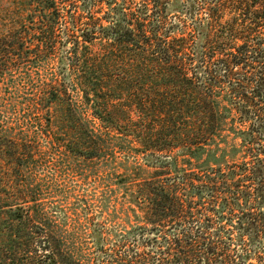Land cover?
Listing matches in <instances>:
<instances>
[{
    "label": "trees",
    "instance_id": "1",
    "mask_svg": "<svg viewBox=\"0 0 264 264\" xmlns=\"http://www.w3.org/2000/svg\"><path fill=\"white\" fill-rule=\"evenodd\" d=\"M171 4L0 0V77L52 70L26 102L32 135L141 160L119 181L129 227L98 224L91 255L80 223L39 214L14 183L19 146L0 144V264H264V0Z\"/></svg>",
    "mask_w": 264,
    "mask_h": 264
},
{
    "label": "rangeland",
    "instance_id": "2",
    "mask_svg": "<svg viewBox=\"0 0 264 264\" xmlns=\"http://www.w3.org/2000/svg\"><path fill=\"white\" fill-rule=\"evenodd\" d=\"M186 1L172 0L171 14L177 10L185 13ZM183 17L191 26L192 18L188 14ZM224 20L217 26L219 29L225 24ZM200 32L199 40L202 38ZM25 70L17 69L0 77V144L18 145L19 155L15 160L22 165L20 169H14L17 175L14 183L30 186L29 194L36 199L39 214L66 221L68 229L70 224L80 223L79 229L75 230L80 235L82 247L94 255L93 246L97 240L93 242L92 235L99 228L98 224L100 227L105 225L108 233L111 231V239H117L116 235L129 227L122 222V209L127 203L119 181L126 175H138L141 160L136 161L132 155L127 159V155L110 148L103 158L87 161L70 156L62 146L50 144L43 135L33 136V131L40 128V122L34 120L26 102L35 97L44 73L50 75L52 70L51 67L46 72L35 69L32 81L28 80ZM223 135L232 145V132L226 131ZM9 184L11 181L0 182L2 187Z\"/></svg>",
    "mask_w": 264,
    "mask_h": 264
}]
</instances>
